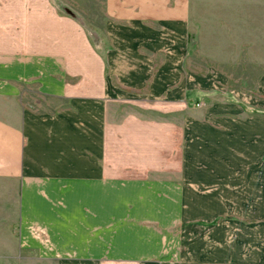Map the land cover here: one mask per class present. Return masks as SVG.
Returning a JSON list of instances; mask_svg holds the SVG:
<instances>
[{
	"label": "crops",
	"instance_id": "0c3cea01",
	"mask_svg": "<svg viewBox=\"0 0 264 264\" xmlns=\"http://www.w3.org/2000/svg\"><path fill=\"white\" fill-rule=\"evenodd\" d=\"M102 14L0 0V264H264V171L227 168L240 108L188 66L191 0Z\"/></svg>",
	"mask_w": 264,
	"mask_h": 264
},
{
	"label": "rangeland",
	"instance_id": "374dc122",
	"mask_svg": "<svg viewBox=\"0 0 264 264\" xmlns=\"http://www.w3.org/2000/svg\"><path fill=\"white\" fill-rule=\"evenodd\" d=\"M52 1L90 32L104 21L102 0ZM190 24L188 66L209 76L210 102L240 108L227 168L264 171V0H191Z\"/></svg>",
	"mask_w": 264,
	"mask_h": 264
}]
</instances>
